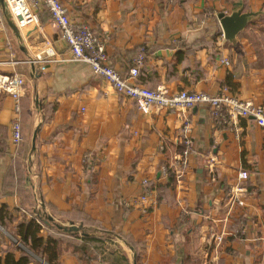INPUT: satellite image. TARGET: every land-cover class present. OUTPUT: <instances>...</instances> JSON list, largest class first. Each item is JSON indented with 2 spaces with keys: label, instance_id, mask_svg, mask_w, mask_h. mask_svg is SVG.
<instances>
[{
  "label": "crops",
  "instance_id": "crops-1",
  "mask_svg": "<svg viewBox=\"0 0 264 264\" xmlns=\"http://www.w3.org/2000/svg\"><path fill=\"white\" fill-rule=\"evenodd\" d=\"M62 2L74 22L106 41L109 64L123 75L138 55L146 57L135 83L170 93L226 89L264 106V0ZM238 9L256 16L230 43L220 17ZM36 11L40 22L19 33L4 13L0 22V75L16 73L25 82L19 112L13 96L0 93V209L20 210L10 229L37 214L63 226L84 223L95 240L79 235L77 251L64 243L58 264H264V129L253 119L229 123L206 106L143 114L86 64L45 60L48 44L60 58L70 53L46 9ZM18 119L26 184L12 166ZM185 125L193 150L183 169ZM164 169L175 183L162 198L159 186L169 183ZM242 172L249 175L243 183ZM239 184L244 206H231L229 194ZM147 189L155 192L143 212L139 199ZM19 191L29 194L31 211L22 209ZM13 238L0 229V256Z\"/></svg>",
  "mask_w": 264,
  "mask_h": 264
},
{
  "label": "built area",
  "instance_id": "built-area-1",
  "mask_svg": "<svg viewBox=\"0 0 264 264\" xmlns=\"http://www.w3.org/2000/svg\"><path fill=\"white\" fill-rule=\"evenodd\" d=\"M7 10L17 27L21 30L29 28L33 24L39 23L38 12L40 7H44L51 16V23L60 33L62 39L66 42L70 53L69 60L60 58L57 51L48 44L43 51L45 60L50 61H71L86 64L92 73L105 83H108L113 90L121 97L133 100L138 110L143 114H150L153 109L169 110L174 112H188L198 106L208 107L214 117L227 119L229 123H234L240 119H253L255 123L264 129V106H254L253 104L243 102L233 96H230L226 89L216 95L208 93H198L181 91L170 93L166 89L159 87L151 90L135 83L139 76L140 69L144 66L146 57L143 54L138 55L134 60V67L130 69L128 75H123L114 66L108 62L106 50V41L94 32L87 23L74 22L68 9L62 0H4ZM36 10L34 11V9ZM3 9L0 4V22L3 19ZM43 57L38 58L44 62ZM14 65L19 62H12ZM224 64L229 65L227 61ZM25 82L20 75L16 73L2 76L0 75V93L7 92L13 96L17 102L16 112H19L20 93L24 89ZM189 126H184L185 150L179 159V166L183 169L187 166L189 155L193 150V143L188 136ZM13 143L19 145L23 141L22 127L19 119L12 125ZM167 175V170H163ZM240 182L249 179L248 173L242 172L239 175ZM155 191L147 189L139 199L143 212L149 205L151 196ZM245 192V186L239 184L231 190L229 202L232 205L244 206L240 199ZM183 215L188 216L189 211L183 209ZM223 234L216 240L219 243L223 241ZM14 240V239H13ZM16 243V241L14 240ZM19 245V244H18ZM20 246V245H19Z\"/></svg>",
  "mask_w": 264,
  "mask_h": 264
},
{
  "label": "trees",
  "instance_id": "trees-1",
  "mask_svg": "<svg viewBox=\"0 0 264 264\" xmlns=\"http://www.w3.org/2000/svg\"><path fill=\"white\" fill-rule=\"evenodd\" d=\"M196 2L198 0H192ZM40 13L39 22H40ZM23 136V132H22ZM24 140V137H23ZM23 141L18 145V158L14 161L12 166L16 167L14 177H21V181L26 184V174L25 170L22 169L21 158L23 156L20 148L22 147ZM1 152L5 150L4 147L1 148ZM168 167V166H166ZM169 183L165 186H159L162 192V198L165 191L172 190V184L175 183V176L171 170H167ZM13 176V167L9 169L6 179ZM6 182V181H5ZM23 196V208L26 210L30 209V196L28 193L19 191ZM29 207V208H28ZM24 210V211H26ZM20 210H11L8 206L2 205L0 209V229L9 232L14 236L16 241L12 243L13 247L6 251V255L0 256V264H41L45 261L47 264H58L60 255L62 254L63 244H67L74 248V251L78 249V241L80 239L79 235L84 236V241H93L91 232L83 230V226L80 223L78 226L75 224L77 222H71L69 226H63L59 223L48 221L51 217L40 215L36 217L31 215V218L24 216L22 221L16 226V231L13 232L9 224L15 221V215L19 214ZM79 214L77 211L73 212V215ZM9 222V224H7ZM74 227L80 228L79 232H75L72 229ZM44 232L48 233L47 237L42 236ZM82 233V234H80ZM20 246H19V245ZM16 252L20 253L19 258L16 257ZM119 262H126L125 258L117 259ZM185 264V263H184Z\"/></svg>",
  "mask_w": 264,
  "mask_h": 264
},
{
  "label": "water",
  "instance_id": "water-1",
  "mask_svg": "<svg viewBox=\"0 0 264 264\" xmlns=\"http://www.w3.org/2000/svg\"><path fill=\"white\" fill-rule=\"evenodd\" d=\"M0 3L3 9L4 16L9 23V26L12 28V30L15 33H19L18 27L15 24L14 20L12 19L9 11L7 10L4 0H1ZM255 16L256 13H242V10L238 9L235 10L229 16L220 17V24L222 26L223 35L225 39L230 43H234L236 41L238 34L248 26L251 19L254 18ZM36 136L37 135H35L33 139V150H35ZM48 221L54 222L52 218H50ZM71 230L75 232H79L80 228L74 227L72 225Z\"/></svg>",
  "mask_w": 264,
  "mask_h": 264
},
{
  "label": "rangeland",
  "instance_id": "rangeland-1",
  "mask_svg": "<svg viewBox=\"0 0 264 264\" xmlns=\"http://www.w3.org/2000/svg\"><path fill=\"white\" fill-rule=\"evenodd\" d=\"M10 234V233H9ZM14 242V241H13Z\"/></svg>",
  "mask_w": 264,
  "mask_h": 264
}]
</instances>
